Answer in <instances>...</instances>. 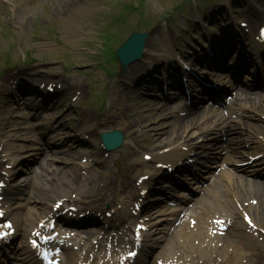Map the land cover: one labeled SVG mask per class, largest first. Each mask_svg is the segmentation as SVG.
Returning a JSON list of instances; mask_svg holds the SVG:
<instances>
[{
  "label": "rangeland",
  "instance_id": "rangeland-1",
  "mask_svg": "<svg viewBox=\"0 0 264 264\" xmlns=\"http://www.w3.org/2000/svg\"><path fill=\"white\" fill-rule=\"evenodd\" d=\"M64 1L65 0H0V81L4 76L16 79L15 75L17 73L25 77L24 73L26 70H29L27 68L32 66L31 68L40 72L39 77L44 78L43 84H61V81L66 84L77 82L79 86L82 87L84 94L79 96L77 92L64 91L58 104L54 103L51 109L47 110V112H49L47 121H54V123H57V126L62 127V131L70 133L76 130L79 125L80 109L78 107L81 103L78 102L81 101L84 105L87 104V109L98 113L104 112L100 115L93 112L96 118L99 119V123L96 127L97 131L89 136L88 140L95 146H98L99 132L111 130L113 128L121 129L124 132L126 137L125 144L121 149L110 154L114 155L112 176L120 181H128L129 176H138L134 169L127 170L123 168L120 163L121 157L126 154L127 149L132 147L130 139V108L124 107L122 100H118V102H121V105H123L124 111L122 114H118L117 111L113 109L105 112L108 102L107 87L113 91L114 86H119L127 80L132 65L142 61L149 64H147V70L148 73L151 72L149 76L152 79L157 82L163 80L167 81L171 69L162 64V59H153L150 57V55L155 52L152 47L156 46L155 48L158 49L160 44H162L158 38L160 35L157 33L153 38L150 37V39L147 40L146 44L147 46L149 45L150 48L148 49L146 47L142 57L138 61L128 65L124 75L118 77L116 74L107 78V87L100 80L96 72L101 69L102 73L108 76L115 71L116 68L114 65H116V63L113 58L114 52L115 48L121 43V36H123L122 32L124 30L133 28L135 25H140V28L145 29V25L141 24L152 16L154 18L152 17L153 19L150 20L151 24L159 20H171L178 15H187L190 9L191 14H194L196 12V7L209 6L216 0H78L77 4L90 3L92 5V9H90V19L96 20L98 16L99 19L94 24L92 35H90L91 32L89 33V31L85 33V35L89 33L88 35H90V37L88 40L82 41L83 43L81 42L80 48L82 50L78 48V51L74 53H70L69 50L67 54L65 53L66 49L78 44V40H74L78 42L70 41V46L61 45L66 48L60 50L58 45L51 39L44 37V31H41L45 30L46 32L52 33L53 36H56L58 29L57 27H48L47 20L49 19L46 18V16L53 17L54 19H51L55 20L57 23L61 22L63 16L67 17V15L71 13L68 7H64ZM225 5L227 7H225ZM159 6L164 9V14L158 17V14H162ZM214 6V9L201 12L199 17H180L175 25L172 26V29L168 30L172 35L170 37V45L172 44L174 49L180 53L181 56H198L195 49H199L200 45L203 43L200 27L207 28V24H215V26H211L214 35L219 34L223 29L229 30L230 27L224 21V16L230 15L229 18L233 19L234 22L232 26H234V29L239 33L243 32L239 23L244 22L246 17L254 20V23H264V0H221L220 4ZM72 9H75V7H72ZM249 11L253 12V16ZM257 11L259 13L258 15H256ZM199 18L203 20L200 23H198ZM220 19H223L224 26L219 24ZM37 22H39L41 27L39 32H35L38 29V26L35 24ZM80 25H83V22H80ZM161 27L165 26L164 24L161 25L159 22L158 25L151 30V33L158 32ZM33 30L34 32H32ZM76 30L77 33H80L79 28H76ZM194 32H197V34H193ZM59 35L62 41H68L71 36L70 31L67 30H61ZM85 35L80 36L79 39L84 38ZM185 36H187L186 40L189 39L190 46L184 41ZM205 46L207 47V45ZM26 51H29V53H31L30 55L35 57L36 62L22 68L15 67L17 60L20 59L22 53ZM5 60H8L9 65L8 63H4ZM96 63H99L100 67L99 64ZM42 74H44V76ZM19 81L23 83L22 86L18 87L20 93L23 94V96L30 94L25 89V87H27L26 85H29V82L25 81L23 78H20ZM139 82L138 80L133 81L131 86H138ZM0 90L5 92L3 89ZM115 97L116 99L118 98L116 94ZM33 99V97L32 99L26 98L23 99V101L32 104ZM19 101H21L20 98L17 99L18 104ZM67 104L69 105L67 106ZM87 111L89 110H86V112ZM8 136L9 134L4 137L8 138ZM106 155L108 154L103 152L101 159L107 158L105 157ZM87 163L88 165L92 164L90 161H87ZM17 166L14 168V172H17L19 176L21 175V171H19ZM17 177L12 179V181L16 180ZM163 190L169 192L168 195L170 196L171 193H174L171 190L167 191L166 188L162 189V192ZM162 192L158 191L149 195L147 198L151 200V198L157 195H163ZM29 193L32 196V189L29 190ZM27 196L28 195L25 194L21 197L26 198ZM72 196H75L74 193ZM114 196L113 207L123 206L125 208L133 202L130 193L127 192L126 185H122ZM208 196L210 195L205 193V195L201 197L200 205H202L204 201H207ZM165 200L166 199H164V201ZM253 200L257 201V197L253 195L241 197L238 208L235 207L236 210L243 208L246 211L250 210V212L254 213L256 223L261 228L254 230L255 232L252 231L253 233L251 232L252 235L250 237H252V239L242 235L244 238L243 241L246 242V244H244V247L242 246L240 254H244L243 257L252 255L253 262L241 264H264V204L258 207L259 204L256 205L251 203ZM18 201L20 200L16 199L15 203H18ZM21 201L24 202L23 200ZM152 201H155V199ZM164 201L162 202L164 203ZM110 207L111 206H108L106 209ZM255 208L257 209L255 210ZM89 225L94 226L92 224ZM86 226L87 225H85V227ZM221 257L226 260L224 264H236L235 260L230 261L229 258L223 255Z\"/></svg>",
  "mask_w": 264,
  "mask_h": 264
},
{
  "label": "bare ground",
  "instance_id": "bare-ground-1",
  "mask_svg": "<svg viewBox=\"0 0 264 264\" xmlns=\"http://www.w3.org/2000/svg\"><path fill=\"white\" fill-rule=\"evenodd\" d=\"M78 0H65L63 3L64 6L70 8V7H75V9H71V11L75 14V15H87L88 14V8L89 6L86 5H77ZM70 21L68 20H62V28L66 29L70 27ZM166 39L167 42V36H165V33H162L160 36V39ZM255 42V44L257 46H262V40L259 37V33H258V37L254 38L253 40ZM163 52V53H162ZM167 48L163 51H157L154 55H152L155 58H160L163 59V61L165 62H171L170 60H167L171 57V55L166 56L167 54ZM143 70V68L141 67V65H134L131 67L130 69V74L131 76H134L137 72ZM26 78V77H25ZM150 84H152V81H149ZM74 88L72 89H77L79 90V92H83L81 87H79L77 84L73 85ZM149 88H151V86H148ZM148 88H145V90H147ZM121 92L123 94H129L131 95V97L135 100V104L137 105V110L134 111L132 114L133 116L136 117V120H134L132 122L133 124V132L131 133V137L133 138V143L136 146L137 143H139V139L140 142H142L143 144L149 146V149L151 152L157 151V150H161L164 147H167L166 152H164L163 150L157 153H149L150 155V159L146 160L144 158V156L146 154H148L147 152L142 153V156L140 158H133L135 156V154L138 153V148L137 147H133L130 148L126 154V156L123 158L122 162L124 166H129V165H135L136 163H139L142 166H146L149 164L150 161H156V162H160L162 163V165H168L174 169H176L177 167L181 166L179 165V161L185 157V155L190 152L191 150H183L181 149L182 145L185 146H189V144L191 143L190 141L188 142V136H187V131H189L192 127H194L197 123L198 120L200 118V116H206L208 114V112H204L201 113L199 116H197V112H200V105L199 101L200 100H191L192 105L191 107H187V105H185L184 108L182 109H176V110H181L184 111L185 114L180 116L177 113H174V111L172 110V107L170 106V104L167 103V99L168 98H163L161 99L162 102L154 111V114L152 113L151 115H149V112L145 111L146 108H148V104L146 101V98L144 97L145 94H139L137 91L135 90H128L127 88H123L121 90ZM121 92H119V96H121ZM14 93V92H13ZM238 99H243L245 101L244 105H241L237 108V110H239V112H243L249 119L254 120V123H250L249 125L252 127H255V129L259 130V131H264V126L261 125V123L259 124V120L260 118L257 116V114L255 113V111H262L263 108H254L252 109V113L248 114V109L253 106L252 104V97L246 95V94H237ZM143 101H145V103H143ZM2 102V99H1ZM4 102V101H3ZM169 102V101H168ZM173 113V114H172ZM0 114H5L4 108L0 109ZM173 116V121L171 124L168 123L169 119L168 117ZM143 116H146L147 118H144ZM157 118V121L154 125L152 124H147V121L149 120V118ZM83 119L89 121H94V116L93 114H84ZM96 123H92L91 125H95ZM16 129H15V135L18 133L21 137H23L24 142L31 144V147L26 146V145H22L19 146L17 149L14 150V144L10 145V148H7L4 150L5 155H3V157L6 158L7 160V164H14V162L17 161V158L20 155V152H23L24 150H27L30 153L31 158H34V151H32L33 149H35L33 147V143H34V139L32 138V133H33V129L32 127L28 126V127H24L22 128V125L20 123H16ZM203 128H206L202 125H198L195 130L193 131V133L195 134H201L203 131ZM94 131H96L95 128H93L92 126L90 127H85L81 130V134H84L85 137H87V135L93 134ZM234 131H238V130H234ZM255 131V130H254ZM256 132V131H255ZM56 135H59V132L55 133ZM17 137V136H15ZM74 139V143L77 144L78 148L76 149H67L64 150L62 149L60 146H54L49 145L47 146L48 152H50V155L47 157L46 154L42 153L40 155L39 161L40 162H36L37 164H39V166H43L45 169V172L40 171L37 172L35 170L29 172V174L27 175V177L24 179L25 184L24 187L28 184H30L31 182L36 183V186L40 192V190H47V189H51V186H48V183L54 181V177L56 176V170L57 169H52L49 170V168L51 166H48L49 164H47L48 162L51 163L50 158H54L57 154H61L62 157H60L61 161H65V160H69L70 161V165L68 167V171H64L63 173V180L65 182V185H67L68 189H63L62 187H59L58 189L54 190V193L52 195V197H54V201L53 204H55L57 201L61 200L62 198L67 199L66 201H68L71 197V195H69V189L70 190H74V192L78 193L79 196V203L80 208L83 209L84 205H88V209L90 212H97V211H103L105 209V206L107 204H110L112 201V195L116 190V182L115 180L112 178V175L110 173V170L105 167L102 170H97L96 168L92 169L90 167H81V165L74 163L73 161L75 159H77V157H79L80 155V150H81V144L82 142H80V137L77 136H73ZM83 142H87V140L83 139ZM180 141V142H179ZM179 142V143H178ZM245 142L247 141H241L239 142L240 145H243ZM249 147L252 146L255 143L254 139H250L249 140ZM264 144L261 143V145ZM90 146V145H89ZM90 148V152L92 153V159L95 161V163L99 162L98 158H99V150H97L96 152H94V150L96 148L93 147H89ZM12 149L11 152L8 153V151H10ZM40 149V148H38ZM19 152V155H15V152ZM42 152V151H41ZM243 153V152H242ZM54 156V157H53ZM242 157V154H241ZM108 162V160H104L103 163ZM4 166V163L0 160V167ZM248 167L252 168V172L254 174H259L261 172V169L258 167L257 163H255V161L251 162L250 164H248ZM60 171V170H59ZM149 171V169H145L144 175L147 174V172ZM162 172V171H161ZM155 173L158 174V170L155 171ZM10 174L11 171L9 169H5V174L1 175L0 174V180H2V182H5V187H2V191L1 193H3L6 196H14L15 194H19L25 191V188L22 186H17L15 188L11 187L9 182L7 180L10 179ZM33 174V176H32ZM11 177H13V174H11ZM157 176H155L156 179ZM227 180V185L229 188V190H231V192L235 193L236 190H241V191H245V186L241 185V184H236L235 182L231 181L230 177H226ZM130 180V179H129ZM148 180H150V176L148 177ZM43 185V186H41ZM61 185V184H60ZM127 185L129 186L131 192L133 195H136V188L134 187L133 184L129 181L127 182ZM149 185V182L147 181H143L141 184V188L142 189H146V186ZM251 186V185H250ZM184 186L181 184H176L173 183L171 184L170 188L171 189H175V188H183ZM216 186L215 185H211V188L214 189ZM253 187H256L253 189V193H257L259 194V199L262 203H264V184L262 185H255ZM216 190V189H214ZM250 188H249V192H250ZM180 194L178 196L175 195V197L177 198H182L185 197L186 195L182 194V191L179 192ZM43 199L40 196L39 193L36 194L35 197V202H41L43 201ZM137 200L140 199V196L136 197ZM143 199V198H142ZM141 200V199H140ZM184 202H187L184 201ZM141 203L144 205L146 202L141 200ZM150 204V203H149ZM148 204V205H149ZM155 205V204H154ZM226 205L228 206V204L226 203ZM155 209V208H154ZM186 213L189 211V208L185 209ZM29 215L32 213L33 218L37 217V216H41L42 213L47 214L48 213V207L47 208H43L42 212L40 210V208H38V206H34L32 207V209L30 210V212H28ZM7 214V212H6ZM180 211L179 212H172L171 215L172 217H170V219H168L169 221H174L177 220L179 217ZM42 215L41 218L44 216ZM154 214H152L151 216H153ZM150 216V217H151ZM125 214H123L121 211H117L116 212V220L119 221L120 219L124 218ZM151 218H149L150 220ZM41 220V219H40ZM148 220V222H149ZM201 222L204 224H207L204 219L201 217L200 218ZM27 219L26 218H22L21 221L19 222V225H21V230H24L22 228V225H28L29 223H27ZM32 221V220H31ZM69 221V220H68ZM104 224H107V226H111V222L108 221V219L106 218L104 220ZM208 229V228H206ZM180 230L182 231V234L184 236V242L185 243H190L192 241V239H197L199 241H203L206 240V238L209 236L207 233H204V229H189L188 226H186V224H183L182 227L180 228ZM211 237V236H209ZM146 238H148V234L144 233V239H143V243L139 249V252H141V256L137 259L134 260V262L132 264H145L146 261L143 258V255L145 254V241ZM85 242L86 240H88L89 238L86 236ZM116 241H120V243H124V245L130 244V246L133 247V240L131 238V236H129L126 239H124V236H117L116 237ZM168 242H174V238L173 236H170V238L168 239ZM223 242H225L226 244H232L234 245V243L231 241L229 242V240L227 238L223 239ZM22 243H25L24 241H22ZM148 247L152 248H156L158 246L156 245H149ZM20 249L23 250V253L29 257V259L33 260L35 263L38 262L36 256L34 255V252L29 248L28 244H21ZM201 249V248H200ZM224 251V249H219ZM89 252H93V259L92 262L93 264H110L109 260H106V256H107V251L104 250V252L99 255V252H96V250L91 247V250ZM150 252V250H149ZM221 251H216L215 253H218ZM127 253V252H125ZM72 256V253H71ZM85 259H83L81 262L84 261H90L89 257L85 256L83 257ZM101 260H105L103 263H101ZM207 261H210L212 263H215V261L213 259H208ZM217 262V261H216ZM217 264H221V262H218Z\"/></svg>",
  "mask_w": 264,
  "mask_h": 264
},
{
  "label": "water",
  "instance_id": "water-1",
  "mask_svg": "<svg viewBox=\"0 0 264 264\" xmlns=\"http://www.w3.org/2000/svg\"><path fill=\"white\" fill-rule=\"evenodd\" d=\"M130 52L131 51V48L127 49L124 53V48L121 47L118 51H117V56H118V59H119V64L121 67H124L125 66V63L130 55ZM127 58V59H126Z\"/></svg>",
  "mask_w": 264,
  "mask_h": 264
},
{
  "label": "snow or ice",
  "instance_id": "snow-or-ice-1",
  "mask_svg": "<svg viewBox=\"0 0 264 264\" xmlns=\"http://www.w3.org/2000/svg\"><path fill=\"white\" fill-rule=\"evenodd\" d=\"M261 36L264 37V30H261ZM5 227H10V225H5Z\"/></svg>",
  "mask_w": 264,
  "mask_h": 264
}]
</instances>
